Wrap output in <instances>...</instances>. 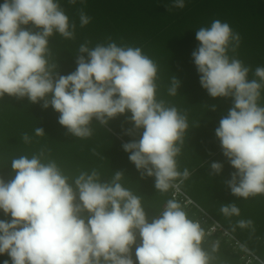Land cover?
I'll list each match as a JSON object with an SVG mask.
<instances>
[{
  "label": "clouds",
  "instance_id": "obj_1",
  "mask_svg": "<svg viewBox=\"0 0 264 264\" xmlns=\"http://www.w3.org/2000/svg\"><path fill=\"white\" fill-rule=\"evenodd\" d=\"M171 7L183 9L185 0H174ZM90 19L80 11L81 27ZM75 27L58 0H4L0 98L7 94L27 97L32 104L43 101L42 108L51 106L60 114L58 123L79 138L92 135L93 119L106 126L130 112L133 128L127 134L143 132L139 140L123 144V150L142 178L154 177L156 189H168L179 175L176 157L189 127L187 115L156 99L158 65L139 47L110 41L90 49L85 43L79 47L74 72H53L57 66L49 62V38L54 33L74 38ZM196 39L199 46L192 58L201 86L213 98H233L215 129L223 155L236 170L225 183L237 197L264 194V106L258 104L264 67L255 69L259 80H249L250 68L229 56L241 37L227 22L214 20L210 27L199 28ZM180 86L173 75L169 94L176 95ZM35 134L43 136L45 131L37 127ZM23 140L29 142L27 133ZM44 157L41 150L31 158H15L14 177L7 182L0 177V211L11 217L0 220V255L10 257L3 264H211V253L202 247L203 229L187 217L177 199L168 200L149 222L140 197L119 183L122 171H115L110 182H102L92 170L69 183L56 162H43ZM210 168V174L218 175L223 164L212 162ZM183 175H189L187 169ZM185 202L186 197L184 204L194 205ZM220 212L238 216L240 209L236 203L222 204ZM245 223L252 221H240L241 226ZM216 248L213 245L212 252Z\"/></svg>",
  "mask_w": 264,
  "mask_h": 264
},
{
  "label": "trees",
  "instance_id": "obj_2",
  "mask_svg": "<svg viewBox=\"0 0 264 264\" xmlns=\"http://www.w3.org/2000/svg\"><path fill=\"white\" fill-rule=\"evenodd\" d=\"M173 2L76 0L73 5L69 0H58L70 24L76 26L74 38L67 39L58 33L49 38V62L57 66L53 72L58 71L61 75L76 70V56L80 45L85 43L90 49L97 44L107 45L110 41L118 46L139 47L156 62V99L186 114L189 125L181 152L176 157L179 175L170 180L169 188L156 189L154 177L142 178L141 172L129 160V153L123 150V144L133 139L139 140L143 132L140 129L133 135L127 134L133 128L130 112L110 120L106 126L93 119L90 125L92 135L79 138L68 134L66 128L58 123L60 114L51 106L42 108L43 101L32 104L27 97L17 99L7 94L0 98V177L6 182L11 180L15 175L11 168L13 159L20 156L31 158L43 150V162L55 161L63 174L68 176L69 183L81 172L90 174L96 170L102 182H110L115 171H122L119 183L124 188L134 195L144 190L139 197L149 222L164 210L168 200H174L175 185L213 217L214 209L221 208L222 204L236 203L240 209L238 216L220 214L221 220H218L226 227L233 228L241 241L264 263V194L243 198L231 193L225 182L231 179V173L236 170L223 155L220 141L215 135L220 119L232 107L233 98L211 97L200 84V75L192 58L193 51L199 46L196 30L210 27L214 20L227 22L241 37L236 52L229 51V56H235L250 68L249 80H259L254 73L256 67H264V0H185L183 9L171 7ZM3 3L4 0H0V4ZM166 6L170 8L169 11ZM81 10L91 18L83 27L79 22ZM173 75L181 81L174 96L168 92ZM258 104L264 106V88L261 89ZM212 106H215V111ZM37 127H42L45 135L36 136ZM25 133L30 138L29 142L23 140ZM212 162L223 164L220 174H210ZM185 169L189 172L187 177L183 175ZM212 178L218 182L215 188L210 185ZM177 195L176 202L189 219L195 222L202 217L203 213L197 206L185 205L184 195ZM4 219L10 220L11 217L0 211V220ZM249 220L251 224L241 226L240 221ZM204 225L205 222L200 226L205 236L207 229ZM214 240L218 243L216 251L212 252ZM202 247L211 253V264H245L247 260V257L243 258L244 250L234 253L231 245L222 237L213 235L203 238ZM132 257L135 261V246ZM6 259L10 260V257L0 255V264ZM253 264L261 263L255 261Z\"/></svg>",
  "mask_w": 264,
  "mask_h": 264
},
{
  "label": "built area",
  "instance_id": "obj_3",
  "mask_svg": "<svg viewBox=\"0 0 264 264\" xmlns=\"http://www.w3.org/2000/svg\"><path fill=\"white\" fill-rule=\"evenodd\" d=\"M175 190H176V192L173 195V197L175 199H178L177 193L183 194V192L178 188L177 185H175ZM183 195L186 197V202H185L186 204L193 203L195 206L199 207V205L196 204L187 195H185V194H183ZM202 213H203L202 217L198 218L195 222H198L200 225H201V223H204V222H210L208 234H220V236L222 235L221 237L225 238L228 243L230 242L232 248H235L237 252L239 250H244L246 252V254L243 253V255H244L243 258L247 257V259H251L252 255H254V254H252V255L249 254L247 256L248 253H247L246 249H248V248L242 243V241L238 240V238L233 233H231L229 230L223 228L222 225L211 216V214H209L205 211H203ZM254 256H256V255H254ZM256 258L261 261V259H259L257 256H256Z\"/></svg>",
  "mask_w": 264,
  "mask_h": 264
},
{
  "label": "rangeland",
  "instance_id": "obj_4",
  "mask_svg": "<svg viewBox=\"0 0 264 264\" xmlns=\"http://www.w3.org/2000/svg\"><path fill=\"white\" fill-rule=\"evenodd\" d=\"M79 22H80V21H79ZM34 30L37 31L38 29H34ZM206 174H207V173H206ZM207 176H209V175L207 174ZM212 183H213V184H212ZM212 183H210V185H213L214 188H215V186L218 185L217 180H215V179H213V178H212ZM143 191H144V190H143ZM143 191H139V192H138V193H139V194H137L138 197H139V196H142ZM209 201H210V200H209ZM198 208H199V207H198ZM198 208H197V209H198ZM199 210L202 211V212H203V211L207 212V210H205V209H201V208H199ZM207 213H209V212H207ZM213 214H215V216H214L215 218H214L212 215H211V216H212L214 219H217V220L219 219V220H221V219H220V216H219L220 214H222V213L220 212V208H219V209H217V208L214 209V213H213ZM224 216H225V215H224ZM219 220H218V221H219ZM219 223H220V221H219ZM207 224H208V222H206L205 225H204V226H205V229H206V225H207ZM220 224L222 225L223 228L229 230L231 233H233V234L238 238V240L241 241V239L235 234V231H234L233 228L226 227V226H225L224 224H222V223H220ZM231 229H232V230H231ZM216 236H217V235H215V237H216ZM221 236H222V235H221ZM221 236L218 235L217 238H221ZM207 237H210V235H209V234H208V235L206 234V235L204 236V238H207ZM217 243H218V241H217V240H214L213 243H212V246H213V245H216ZM242 243H243V242H242ZM229 244H230V242H229ZM243 244H244V243H243ZM230 245H231V244H230ZM244 245H245V244H244ZM245 246H246V245H245ZM246 247H247V246H246ZM247 248H248V247H247ZM231 249L233 250L234 253H238V252L236 251L235 248H232V246H231ZM243 249H244V248H243ZM246 251H247L248 254H251V255L253 254L252 251H251L249 248L246 249ZM241 252H242V251H241ZM242 254H243V253H242ZM245 254H246V252H245ZM257 257H258V256H257ZM242 260L244 261V259H242ZM253 260L258 261V262H260L261 264H264L262 261L258 260V259L256 258V256H254V255H252V259H247V260L245 261V264H253V263L255 262V261L253 262ZM247 261H248L249 263H248ZM241 262H242V261H241Z\"/></svg>",
  "mask_w": 264,
  "mask_h": 264
}]
</instances>
